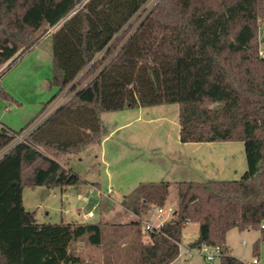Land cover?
Listing matches in <instances>:
<instances>
[{
    "label": "trees",
    "instance_id": "trees-1",
    "mask_svg": "<svg viewBox=\"0 0 264 264\" xmlns=\"http://www.w3.org/2000/svg\"><path fill=\"white\" fill-rule=\"evenodd\" d=\"M147 1L0 0V68L30 50L38 39L21 45L36 32L52 39L50 84L58 91L31 123L64 91L71 96L8 150L30 123L0 131V264H171L190 222L201 239L190 248L218 246L221 264H248L226 237L234 228L264 232V0H158L132 29ZM163 103L180 105L182 142H244L247 170L235 180L179 182L170 221L152 231L133 221L128 254L83 260L72 244L87 235L102 245L106 224L39 223L24 206V186L79 189L84 181L57 157L100 144L108 133L103 112ZM171 186L141 183L123 205L152 218Z\"/></svg>",
    "mask_w": 264,
    "mask_h": 264
},
{
    "label": "rangeland",
    "instance_id": "rangeland-1",
    "mask_svg": "<svg viewBox=\"0 0 264 264\" xmlns=\"http://www.w3.org/2000/svg\"><path fill=\"white\" fill-rule=\"evenodd\" d=\"M157 1L148 0L144 4L132 19V29L137 27L145 13ZM28 38L21 45L22 50L35 38L38 41L34 46H37L26 52L9 71L0 75V122L8 124L14 130H20L29 123L31 126L38 120L42 122L61 105L57 104L47 116L46 110L43 111L31 123L42 110L43 103L57 93L58 88L50 84L53 69L46 63L47 53L49 55L52 49L51 36L38 31ZM263 38L264 24L259 33L260 50L264 52ZM7 64L0 68V73ZM3 91L11 93L18 103L4 98ZM62 94V101L65 103L71 96H67L66 91ZM179 112L178 103L103 112L102 121L108 133L100 144L88 146L79 155L64 154L57 157L84 181L81 187L47 188L25 185V208L35 213L39 223L103 221L106 225L102 245L91 244L85 235L79 240L81 247H73L74 250L79 249L76 254L83 260L92 262H104L106 252L109 251L116 259L125 256L136 237L137 226L132 225L133 219L140 220L142 230L145 231L144 223L147 219L152 224H159L174 217L173 212L161 219L156 216L142 219L124 216V209H127L123 205L124 197L135 191L141 183L162 180L171 182L168 204H175L177 184L181 181L235 180L241 178L247 170L242 141L182 142ZM44 152L46 153V149ZM90 211L95 216L83 218L84 213ZM198 237L199 224L187 223L183 230L181 253L172 264H221L220 256L210 262L200 248H193L191 256L187 257L186 248ZM142 239L146 242L148 237L143 235ZM226 240L232 254L245 263L251 264L256 258L258 264H264L263 231H240L234 228L227 233ZM255 242H258L256 249Z\"/></svg>",
    "mask_w": 264,
    "mask_h": 264
},
{
    "label": "built area",
    "instance_id": "built-area-1",
    "mask_svg": "<svg viewBox=\"0 0 264 264\" xmlns=\"http://www.w3.org/2000/svg\"><path fill=\"white\" fill-rule=\"evenodd\" d=\"M260 54L264 55V52L260 51ZM40 122L41 121L38 120L35 123H33L31 126H29L27 129L22 131L21 133L15 134L14 141L10 144V146L6 150H8L10 147L14 146L15 144H17V143H19L21 141H25V139L28 136V134H30ZM2 130H7L10 133H12V131L9 129L8 126H6L4 123L0 122V131H2ZM1 155H2V153L0 154V157H1ZM153 210H154V213H155L154 216H156V217L161 219L164 215H166V214H168L170 212H173L175 214V204H166L164 206H156V207H154ZM85 215H86V217H91V216L94 215V213L92 211H90V212L86 213ZM165 222H167V221H162L159 224H152L151 220L147 219L145 221V223H144L145 224V231L146 230L152 231L154 229H157V228L161 227ZM262 227H264V225H262ZM182 246L183 245L181 244L180 247H182ZM199 248H200V251L203 252V254L206 256V258L210 262L214 261L216 256H220L221 255V250H220V248L218 246H211V245H208L206 243H202ZM199 248H197V249H199ZM186 254H187V257L191 256L192 248L187 247L186 248ZM251 264H258V259H256V258L253 259Z\"/></svg>",
    "mask_w": 264,
    "mask_h": 264
},
{
    "label": "crops",
    "instance_id": "crops-1",
    "mask_svg": "<svg viewBox=\"0 0 264 264\" xmlns=\"http://www.w3.org/2000/svg\"><path fill=\"white\" fill-rule=\"evenodd\" d=\"M50 30H52V29H50ZM37 46V45H36ZM36 46H34V47H32L30 50H32V49H34ZM30 50H28V51H30ZM28 51H26V52H28ZM25 52V53H26ZM24 53V54H25ZM23 54V55H24ZM22 55V56H23ZM22 56H20L18 59H17V61L19 60V59H21L22 58ZM47 61H46V63L48 64V66H51L52 67V69H53V63H52V51L50 52V54L48 55V53H47ZM16 61V62H17ZM15 62V63H16ZM12 68V67H11ZM10 68V69H11ZM10 69H4L1 73H0V75H2L3 73H5V71H9ZM3 93H5L6 94V96L4 97V98H6L9 102H15V103H18V100L11 94V93H9L8 91H3ZM64 97V94H60L50 105H48V107L45 109L46 110V116L48 115V113H50L52 110H54V108L56 107V105L57 104H59V103H63L64 101H62V98ZM45 103V102H44ZM43 103V104H44ZM44 110V111H45ZM42 118V117H41ZM5 125L6 126H8V127H10L8 124H6L5 123ZM11 128V127H10ZM118 210H121V209H118ZM86 213H84V215H83V218H85V219H87V218H89V217H86V215H85ZM123 214H124V216H126L127 218H129L130 216L132 217V216H135V217H137V218H139V216L138 215H136L134 212H132V211H130L129 209H124V212H123ZM131 214V215H130ZM95 215H93V216H91V217H94ZM119 217V216H122V215H116V217ZM134 221L136 220V219H133ZM62 222H65V221H62ZM82 222H88V221H80V222H69V221H66V223H82ZM186 226H187V224H186ZM88 240V239H87ZM197 240V239H196ZM195 240V241H196ZM85 241H83V243H84ZM78 246L79 248L81 247L80 245H82L81 244V242L78 240V241H76V242H74L73 244H72V247H71V250L76 254V252H78L79 251V249H77V250H74L73 249V247L74 246ZM78 255V254H77ZM172 263H174V262H172ZM171 263V264H172Z\"/></svg>",
    "mask_w": 264,
    "mask_h": 264
},
{
    "label": "water",
    "instance_id": "water-1",
    "mask_svg": "<svg viewBox=\"0 0 264 264\" xmlns=\"http://www.w3.org/2000/svg\"><path fill=\"white\" fill-rule=\"evenodd\" d=\"M263 41H264V38L262 39ZM219 106H220V104H219ZM46 192L48 193L49 191H48V189L46 190ZM201 242V239L198 237V239L196 240V241H194L192 244H191V246L193 247V246H195L196 244H198V243H200Z\"/></svg>",
    "mask_w": 264,
    "mask_h": 264
}]
</instances>
